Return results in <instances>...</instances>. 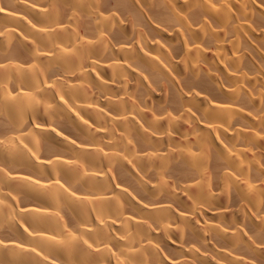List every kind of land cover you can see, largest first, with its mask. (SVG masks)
Wrapping results in <instances>:
<instances>
[{
    "label": "bare ground",
    "instance_id": "1",
    "mask_svg": "<svg viewBox=\"0 0 264 264\" xmlns=\"http://www.w3.org/2000/svg\"><path fill=\"white\" fill-rule=\"evenodd\" d=\"M0 9V264H264V0Z\"/></svg>",
    "mask_w": 264,
    "mask_h": 264
},
{
    "label": "snow or ice",
    "instance_id": "2",
    "mask_svg": "<svg viewBox=\"0 0 264 264\" xmlns=\"http://www.w3.org/2000/svg\"><path fill=\"white\" fill-rule=\"evenodd\" d=\"M0 11H2V9H0Z\"/></svg>",
    "mask_w": 264,
    "mask_h": 264
}]
</instances>
